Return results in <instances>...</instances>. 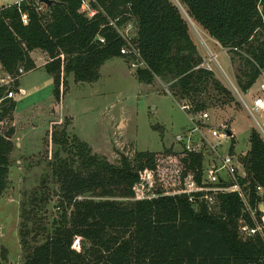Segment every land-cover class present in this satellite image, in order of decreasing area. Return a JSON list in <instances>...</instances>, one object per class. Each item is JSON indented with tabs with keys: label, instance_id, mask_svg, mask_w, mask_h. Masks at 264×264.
<instances>
[{
	"label": "trees",
	"instance_id": "trees-1",
	"mask_svg": "<svg viewBox=\"0 0 264 264\" xmlns=\"http://www.w3.org/2000/svg\"><path fill=\"white\" fill-rule=\"evenodd\" d=\"M53 1L49 8L38 0L0 7V68L13 84V89L10 84L0 85V122L16 107L14 100L5 98L7 93L17 90L22 75L38 69L30 57L35 50L47 55L42 68L52 78V96L58 105L67 93L70 74L75 83H94L101 66L113 58L136 60L143 66L135 71L137 80L150 85L157 78L167 84L175 101L190 106L188 113L207 110L203 96L208 88L222 98L221 103L231 102L230 92L200 67L203 59L181 10L243 61L236 77L242 93L264 71L261 0H176L177 4L90 0L92 17L81 11L82 0ZM131 20L136 31L130 41L138 58L120 53L127 42L116 29ZM12 135L11 129L0 134V197L8 184ZM49 139L60 148L51 164L50 181L56 188L52 193L43 180L42 189L29 193L31 209L20 203V264H264L262 237L245 238L240 233V222L250 227L254 223L236 193L217 195L213 207L192 202L186 195H165L180 190L189 174L200 182L201 154L185 149L136 152L132 159L121 155L112 164L76 136L69 138L65 129L51 132ZM248 140V151L237 157V178L259 221L258 205L264 204V141L255 129ZM233 150L231 138L229 153ZM52 194L58 215L47 225L39 220V212ZM7 257L8 251L0 247V264Z\"/></svg>",
	"mask_w": 264,
	"mask_h": 264
},
{
	"label": "rangeland",
	"instance_id": "rangeland-1",
	"mask_svg": "<svg viewBox=\"0 0 264 264\" xmlns=\"http://www.w3.org/2000/svg\"><path fill=\"white\" fill-rule=\"evenodd\" d=\"M19 1L0 0V7ZM171 1L177 4L176 0ZM261 1L260 10L263 11L264 0ZM181 13L202 59L208 60L209 55L217 56L219 67L216 63H210V72L233 98L231 102L221 103L222 98L210 88L207 89L203 96L206 97V112L210 116L207 129L228 126L234 138L232 155L236 158L243 156L249 149V133L256 128L234 92L235 88L244 95L236 80L243 61L233 52L217 45L182 10ZM135 25V21L131 20L116 30L131 40L136 31ZM260 36L258 32L256 37ZM37 51L33 56L36 63L43 66L48 60L47 55ZM142 67L134 59L113 58L101 66L99 79L94 83H75L70 74L67 77V93L59 105L53 100L52 84L46 81L43 69L22 75V79H26L17 90L14 89V103L18 108L0 122V134H6L10 129L13 131L8 184L0 197V247L8 251L7 261L3 264L21 263L18 238L20 203L31 209L29 193L42 189L43 180H46L52 193L55 191L56 187L50 181L51 164L60 148L50 142L51 132L59 133L65 129L69 138L76 136L112 164H117L121 155L132 159L136 152L161 153L167 149L178 152L183 149L176 141V135L191 127L189 114L182 110V103L170 96L167 84L157 78L150 85L139 82L135 71ZM3 73L0 68V78L4 77ZM262 81L264 71L244 96L246 100L256 94ZM10 85L13 89V84ZM257 116L264 121V114ZM202 132L203 138L193 140L194 145L201 151L204 165H216L221 155L229 153L231 140L217 142L209 137L206 130ZM60 155L64 157L62 153ZM113 200L122 203L133 201L125 198ZM56 203V197L52 194L48 205L41 208L39 220L50 225L58 215ZM75 246L80 247L79 240Z\"/></svg>",
	"mask_w": 264,
	"mask_h": 264
},
{
	"label": "built area",
	"instance_id": "built-area-1",
	"mask_svg": "<svg viewBox=\"0 0 264 264\" xmlns=\"http://www.w3.org/2000/svg\"><path fill=\"white\" fill-rule=\"evenodd\" d=\"M89 1L90 0H82L81 11L84 12L88 17H92L95 12L90 8ZM41 7H39V10H41ZM21 21L24 25L27 24V19L24 15L22 16ZM121 36L127 42L126 46L120 50L121 55H133L134 57L138 58V52L132 45L131 41L126 39L123 33H121ZM100 42H103V40L100 39ZM210 63H216V65L219 67L216 55H209V59L203 60L200 67L204 70L210 71L212 70ZM18 73L22 75V69H19ZM11 82L12 79L8 75L0 78V85H8ZM234 92L239 97V102L242 109L252 119L256 127L255 130L264 141V121H261L257 116V114H264V84H260L259 91L255 95L251 96L248 100L244 98L246 94H239L235 88ZM15 97V92H8L5 98L15 100ZM181 108L183 111L189 114L187 116L191 122V127L181 135H176V141L181 144L183 149L187 150L188 152L201 154V151L197 149L198 147L194 145V141L198 138H203V130H206L209 134V137L216 140L217 142L228 139L231 140V138H233L228 126L222 125L218 128L207 129V126H209L210 116L206 111L199 113H188L190 106L187 103H182ZM228 132H230V136L228 135ZM239 173L240 168L237 158L230 153L224 154L218 158L216 165L209 166L204 165L203 163L202 174L199 183H197L193 176L189 174L185 178L183 187L180 190L167 192L165 195H186L192 202L199 201L205 203L208 207H213L217 204V195L236 193L240 197L246 212L249 213L250 219L254 223V226L250 227L240 222V233L245 238H251L259 235L264 241V211L262 210L264 204L260 203L258 205V210L261 213L258 221L255 218V212L251 210L249 206L247 195L244 193L238 183L237 176ZM256 191L261 192V189L257 187Z\"/></svg>",
	"mask_w": 264,
	"mask_h": 264
},
{
	"label": "crops",
	"instance_id": "crops-1",
	"mask_svg": "<svg viewBox=\"0 0 264 264\" xmlns=\"http://www.w3.org/2000/svg\"><path fill=\"white\" fill-rule=\"evenodd\" d=\"M202 30V29H201ZM204 32V31H203ZM214 41V40H213ZM215 42V41H214ZM216 43V42H215ZM217 44V43H216ZM217 45H219V44H217ZM37 50H35V51H33V52H31L30 53V57L33 59V61H35V63H36V60H35V58H34V56H33V53L34 52H36ZM38 52V51H37ZM37 55V54H36ZM36 66L38 67V69L39 70H41V69H43L42 68V64L41 65H38L37 63H36ZM44 70V69H43ZM263 73V72H262ZM29 74V73H28ZM32 74V73H31ZM45 75V78H46V81L51 85L52 84V88H53V83H52V78H51V76H49V75H47L46 73H44ZM260 77V76H259ZM26 78H20V80H19V84H21V83H23V81L25 80ZM259 79V78H258ZM44 80V79H43ZM255 84H256V82H255ZM254 84V85H255ZM260 84H264V81H262ZM38 86H36V90L38 89L37 88ZM50 87V86H49ZM253 87V86H252ZM251 87V88H252ZM251 88L248 90V92L247 93H249V91L251 90ZM259 91V89H257V91H256V93ZM247 93H246V95H247ZM49 99H50V94H49V97H48ZM52 99V98H51ZM56 105H58V104H56ZM17 108H18V106L16 105V107H15V109L17 110ZM37 108V107H36ZM15 111V110H14ZM230 129V128H229ZM233 135V134H232ZM234 139V138H233Z\"/></svg>",
	"mask_w": 264,
	"mask_h": 264
},
{
	"label": "water",
	"instance_id": "water-1",
	"mask_svg": "<svg viewBox=\"0 0 264 264\" xmlns=\"http://www.w3.org/2000/svg\"><path fill=\"white\" fill-rule=\"evenodd\" d=\"M39 3H41L42 5H44L45 7H50L52 6V4L54 3L53 0H38ZM228 135L230 136V132H228ZM262 210L264 211V207L262 208Z\"/></svg>",
	"mask_w": 264,
	"mask_h": 264
}]
</instances>
